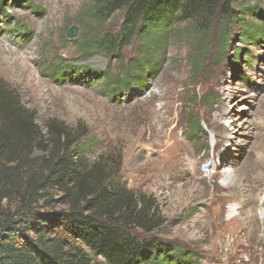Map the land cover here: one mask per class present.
I'll return each instance as SVG.
<instances>
[{"label":"rangeland","instance_id":"374dc122","mask_svg":"<svg viewBox=\"0 0 264 264\" xmlns=\"http://www.w3.org/2000/svg\"><path fill=\"white\" fill-rule=\"evenodd\" d=\"M93 1L6 0L0 8L1 93L31 113L42 133L49 123L73 130L86 149V164L99 163L133 195L150 198L164 223L145 237L181 247L194 264H264V210L256 208L250 232L240 235L237 225L227 224L236 211L220 191L232 170L260 183L252 161L264 151V0L233 6L240 21L228 23L224 37L214 28L201 48L195 47L190 24L181 23L157 40L156 50L134 40L111 59L80 51L85 33H100L83 18ZM121 22L117 13L104 30L116 33ZM248 26L256 31L255 40L243 36ZM71 29L75 36L69 38ZM148 55L155 57L156 68L121 78L125 64L144 63ZM104 74L120 76L129 87L113 96ZM154 111L170 121L166 134L172 135L163 142H181L204 174L184 197L176 192L180 182L174 174L163 176L150 165L130 167L142 163L138 151L152 136ZM32 156L45 153L33 150ZM214 161L225 167H214ZM233 205L237 209L240 202Z\"/></svg>","mask_w":264,"mask_h":264},{"label":"trees","instance_id":"16d2710c","mask_svg":"<svg viewBox=\"0 0 264 264\" xmlns=\"http://www.w3.org/2000/svg\"><path fill=\"white\" fill-rule=\"evenodd\" d=\"M5 1L0 0V8ZM242 1L94 0L83 18L100 33H85L80 51L111 59L134 40L154 51L157 40L181 23L190 24L195 47L201 48L214 28L217 37H224L227 24L240 21L231 8ZM117 13L122 15L118 32H106ZM251 29L243 32L250 41L258 37ZM154 58L131 60L121 78L156 68ZM102 77L113 96L129 87L120 76ZM13 100L0 89V264H95L98 259L105 264H194L181 247L145 237L164 223L150 198L133 195L99 163L86 164V149L73 130L49 123L42 133L32 114ZM33 150L45 156L35 158Z\"/></svg>","mask_w":264,"mask_h":264},{"label":"bare ground","instance_id":"6f19581e","mask_svg":"<svg viewBox=\"0 0 264 264\" xmlns=\"http://www.w3.org/2000/svg\"><path fill=\"white\" fill-rule=\"evenodd\" d=\"M152 119L153 133L147 140V148L136 147L137 149L140 148L138 156L142 157V163L138 166L131 162L130 167L135 171L138 169L142 170L146 165H150L153 170L159 172L163 176L174 174V179L180 182L176 192L180 197H184L186 191L187 193L193 192L197 183H199L198 181L204 180V174L198 168L197 163L192 160V156L188 152L186 146L181 142L175 139L171 144L163 142V139L167 140L168 137L170 139L172 135L166 134V128L170 123L169 119L161 112L155 111L152 113ZM215 138H217L216 135ZM261 154L260 159L252 161V166L256 168V171L260 170L258 176H260L261 184H258L255 180L248 181V175L246 176L243 173L241 174V172L232 170L226 175L227 182L220 189V191H226L227 193L223 197L232 204L230 210L232 212L236 211V213L230 217L227 224L237 225L240 235L250 232L251 223L255 220L254 211L257 210L256 208L264 210V198L260 201L261 196H264V151ZM213 164L214 167H225V164H217L215 161ZM244 192L247 193L246 196ZM237 201L240 202V207L235 209L233 203ZM246 209H248V212H246ZM246 214H248V216H244ZM262 233L264 236V229Z\"/></svg>","mask_w":264,"mask_h":264},{"label":"water","instance_id":"95a60500","mask_svg":"<svg viewBox=\"0 0 264 264\" xmlns=\"http://www.w3.org/2000/svg\"><path fill=\"white\" fill-rule=\"evenodd\" d=\"M69 38H72V37H74L75 36V30L74 29H71V30H69V32H68V35H67Z\"/></svg>","mask_w":264,"mask_h":264}]
</instances>
